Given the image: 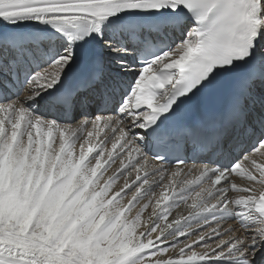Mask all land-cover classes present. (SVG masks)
<instances>
[{"label":"snow or ice","instance_id":"1","mask_svg":"<svg viewBox=\"0 0 264 264\" xmlns=\"http://www.w3.org/2000/svg\"><path fill=\"white\" fill-rule=\"evenodd\" d=\"M0 264H264V0H0Z\"/></svg>","mask_w":264,"mask_h":264},{"label":"bare ground","instance_id":"2","mask_svg":"<svg viewBox=\"0 0 264 264\" xmlns=\"http://www.w3.org/2000/svg\"><path fill=\"white\" fill-rule=\"evenodd\" d=\"M109 147H110V145H109ZM117 166H118V161H117V163H116L115 165H113V166L109 169L108 172L111 174V172L114 171L115 167H117ZM106 175H107V174H106ZM121 178H122V177H121ZM122 182H123V179H119V180L117 181V185H116V186L119 187V185L122 184ZM178 207H179V206H178ZM178 207H177V208H178ZM150 212H151V208H149V209L145 212L144 215L147 216Z\"/></svg>","mask_w":264,"mask_h":264},{"label":"rangeland","instance_id":"3","mask_svg":"<svg viewBox=\"0 0 264 264\" xmlns=\"http://www.w3.org/2000/svg\"><path fill=\"white\" fill-rule=\"evenodd\" d=\"M107 174V173H106ZM120 179H123V178H120ZM155 191L157 192V193H159L158 191H160V188L159 187H157L156 189H155ZM130 195V194H129ZM181 205V204H180ZM179 208V207H178ZM178 208H176V210H174V212L172 213V214H170V219H172V218H174L176 215H178V214H181L182 213V211H180V209H178ZM145 216V215H144ZM145 217H147V216H145Z\"/></svg>","mask_w":264,"mask_h":264}]
</instances>
